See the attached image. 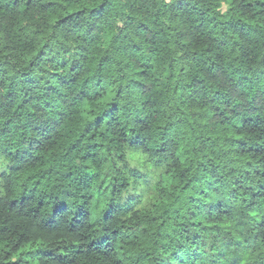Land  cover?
Wrapping results in <instances>:
<instances>
[{
  "label": "trees",
  "instance_id": "obj_1",
  "mask_svg": "<svg viewBox=\"0 0 264 264\" xmlns=\"http://www.w3.org/2000/svg\"><path fill=\"white\" fill-rule=\"evenodd\" d=\"M0 264H264V0H0Z\"/></svg>",
  "mask_w": 264,
  "mask_h": 264
},
{
  "label": "rangeland",
  "instance_id": "obj_2",
  "mask_svg": "<svg viewBox=\"0 0 264 264\" xmlns=\"http://www.w3.org/2000/svg\"><path fill=\"white\" fill-rule=\"evenodd\" d=\"M226 8V7H225ZM225 8H224V10H225ZM31 256H27V258H30Z\"/></svg>",
  "mask_w": 264,
  "mask_h": 264
}]
</instances>
